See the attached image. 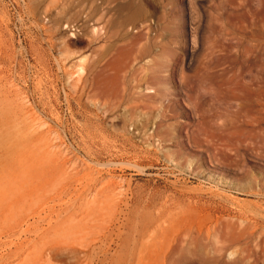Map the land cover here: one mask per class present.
Masks as SVG:
<instances>
[{
    "label": "rangeland",
    "instance_id": "rangeland-1",
    "mask_svg": "<svg viewBox=\"0 0 264 264\" xmlns=\"http://www.w3.org/2000/svg\"><path fill=\"white\" fill-rule=\"evenodd\" d=\"M0 264H264V0H0Z\"/></svg>",
    "mask_w": 264,
    "mask_h": 264
},
{
    "label": "bare ground",
    "instance_id": "bare-ground-1",
    "mask_svg": "<svg viewBox=\"0 0 264 264\" xmlns=\"http://www.w3.org/2000/svg\"><path fill=\"white\" fill-rule=\"evenodd\" d=\"M100 27H102V26H100ZM100 27H99V28H100ZM54 28H55V27H54ZM97 30H98V29H97ZM97 30H94V31H97ZM103 30H104V28H103ZM109 30H111V29H109ZM94 33H95V32H94ZM97 33H98V32H97ZM102 33H103V32H102ZM100 34H101V33H100ZM99 37H101V36H98V38H99ZM106 37H107V36H106ZM96 39H97V37H96ZM99 39H100V38H99ZM101 40H102V39H101ZM104 40H105V39H104ZM138 45H139V44H138ZM140 47H141V46H140ZM150 92H151V91H150ZM151 96H152V95H151Z\"/></svg>",
    "mask_w": 264,
    "mask_h": 264
}]
</instances>
